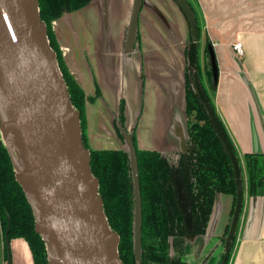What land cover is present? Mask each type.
Instances as JSON below:
<instances>
[{"label":"crops","instance_id":"0c3cea01","mask_svg":"<svg viewBox=\"0 0 264 264\" xmlns=\"http://www.w3.org/2000/svg\"><path fill=\"white\" fill-rule=\"evenodd\" d=\"M133 6L134 0H92L53 21L52 30L69 73L91 98L84 108L89 147H119L113 119L122 106L123 128L134 129L139 149L176 154L186 144L189 26L175 0H142L131 36ZM192 6L201 48L210 45L215 56L211 100L234 146L242 180L228 264H264V192H249L244 163L248 153L264 154V0H192ZM236 41L242 42V56L232 48ZM149 128L147 141L140 133ZM232 204L230 194H216L206 238L223 235ZM9 249L11 260L2 264H33L25 240L10 239Z\"/></svg>","mask_w":264,"mask_h":264},{"label":"trees","instance_id":"16d2710c","mask_svg":"<svg viewBox=\"0 0 264 264\" xmlns=\"http://www.w3.org/2000/svg\"><path fill=\"white\" fill-rule=\"evenodd\" d=\"M37 1L38 17L46 25L47 38L55 51L71 105L80 113L81 141L83 147L89 150L88 165L91 174L98 180L97 193L102 199L105 218L110 229L119 236L116 253L120 263L194 264L186 257L191 254L193 243L198 244L199 249L206 243V228L216 194L227 193L232 196V217L236 183L231 157L212 125L207 108L195 87L197 79L203 98L217 118L229 146L235 151L214 110L211 95L203 84V79H206L213 93L212 69L209 68V62L204 65L199 59V26L192 4L186 0L197 27L194 63L191 65L187 60L184 75L186 144L183 151L170 155L137 147L134 129L128 132L123 128L122 106L115 120V128L121 139L128 135L130 150L89 147L84 130V108L86 100L91 98L85 96L69 73L56 43L52 23L64 14L85 7L92 0ZM184 15L191 41V25L188 16ZM205 53L210 58L207 45ZM133 159L137 168L140 195L139 249L135 245ZM244 163L249 192L263 193L264 154L248 153L244 157ZM15 174V166L0 132V264L3 259H8L6 230L9 241L21 238L27 242L33 264H49L45 241L35 231V214ZM182 201L187 203L189 222L185 218ZM231 217L223 235L215 241V248L222 243L220 252L215 255V249L208 250L199 264H228L235 239L234 233L227 240ZM188 235H193L194 240H189Z\"/></svg>","mask_w":264,"mask_h":264},{"label":"water","instance_id":"95a60500","mask_svg":"<svg viewBox=\"0 0 264 264\" xmlns=\"http://www.w3.org/2000/svg\"><path fill=\"white\" fill-rule=\"evenodd\" d=\"M188 16L191 41L187 60L193 65L197 27L186 0H175ZM142 0H134L129 32L133 36ZM210 63L216 79L215 56ZM213 81V82H214ZM195 87L211 123L229 153L236 183V201L227 240L235 233L242 204V180L237 157L217 118ZM0 132L35 214V231L45 241L49 264H121L119 236L107 223L98 180L89 169V150L80 134V113L71 105L47 42V28L38 17L37 0H0ZM135 245H140V195L135 160ZM189 222L186 204L181 202ZM11 260L8 231L5 232Z\"/></svg>","mask_w":264,"mask_h":264},{"label":"rangeland","instance_id":"374dc122","mask_svg":"<svg viewBox=\"0 0 264 264\" xmlns=\"http://www.w3.org/2000/svg\"><path fill=\"white\" fill-rule=\"evenodd\" d=\"M189 2L192 4V0H189ZM47 42H48V44H49V40H48V38H47ZM198 44H199V46H198V54H199V59H200V63L201 64H204L205 65V62H209V68L211 69V64H210V60H209V57L206 55V53H205V48L203 49V48H201V43H200V40L198 41ZM49 47L51 48V50L52 51H54L53 49H52V47L50 46V44H49ZM55 52V51H54ZM59 68V67H58ZM203 84H204V87L206 88V90L208 91V93L212 96V92H211V90H210V87H209V85H208V83H207V81H206V79H203ZM110 107H111V105H110ZM111 109H112V107H111ZM119 110L116 108V113H117V115L116 116H114V119H113V130H114V133H115V135L117 136V138H118V140H119V142L120 143H118V145H119V147L117 148V149H127V150H130V148H131V144L129 143V138H128V135H126L125 137H123V139H121L118 135H117V132H116V128H115V120H116V118L118 117V115H119V112H118ZM109 112H110V115H112V113H111V110H109ZM113 116V115H112ZM103 128V127H102ZM133 129V128H132ZM131 129V130H132ZM131 130H128V132H130ZM104 131H105V136H107V135H109L108 133L109 132H107V130H105V128H104ZM137 134H139V133H137ZM140 135L142 136V137H144V139L145 140H147L148 141V139H150L151 138V128H149L147 131L146 130H142V133H140ZM87 136V135H86ZM107 137H109V136H107ZM87 142H88V140H87ZM103 145V144H102ZM106 145H108V144H106ZM116 145V144H115ZM120 145L121 146H123V148L122 147H120ZM115 147V146H114ZM143 149H145V148H143ZM148 150H150V149H148ZM187 204L186 202H183V204ZM187 206V205H186ZM188 239L189 240H191V241H193L194 240V236L193 235H188ZM209 239H211V238H207L206 239V243L202 246L201 245V249H199L198 247H199V245L198 244H194L193 243V246H192V249H191V254L190 255H188V257H186L187 259H189V260H191V261H193L192 263H194V264H199L198 262H200V260L202 259V257L204 256V254H207V252H208V250H212L213 251V249H215V255H217L218 254V252H220V250H221V245H222V243H219V246L218 247H216L215 248V241H216V238H212V240H209ZM23 240V239H22ZM211 243V244H210ZM11 255H12V251H11Z\"/></svg>","mask_w":264,"mask_h":264},{"label":"built area","instance_id":"2783aa9c","mask_svg":"<svg viewBox=\"0 0 264 264\" xmlns=\"http://www.w3.org/2000/svg\"><path fill=\"white\" fill-rule=\"evenodd\" d=\"M233 50L236 52L238 56L243 55V45L241 41H236L232 44ZM263 113H264V108H263Z\"/></svg>","mask_w":264,"mask_h":264}]
</instances>
